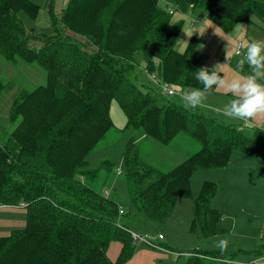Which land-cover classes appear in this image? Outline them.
Listing matches in <instances>:
<instances>
[{"label":"trees","instance_id":"obj_1","mask_svg":"<svg viewBox=\"0 0 264 264\" xmlns=\"http://www.w3.org/2000/svg\"><path fill=\"white\" fill-rule=\"evenodd\" d=\"M169 5L180 12L204 10L226 32L255 15L264 32V0H67L58 15L49 4V35L27 30L17 15L23 10L34 18L35 2L0 0V55L11 63L35 62L45 73L43 83L13 99L12 128L0 142V204L25 209L24 225L0 235V264H123L136 244L126 222L131 210L164 223L177 198L190 197L194 170L225 166L234 149L264 155V128L226 123L199 107L185 109L151 80L134 81L135 55L141 51L146 73L155 72L179 91L202 88L195 78L204 67L198 38L190 36L181 52L174 48L182 21H172ZM113 99L125 115L123 129L163 144L185 136L198 146L161 169L139 152L130 154L135 145L128 140L122 152L124 202L121 195L104 192L105 182L96 187V173L112 169L107 159L101 168L82 169L113 126L108 113ZM217 187L213 180L202 181L192 199L190 229L200 226L205 235L224 231L221 213L211 206ZM112 241L120 244L114 259L107 254ZM238 251L193 250L174 264H205L202 258Z\"/></svg>","mask_w":264,"mask_h":264},{"label":"rangeland","instance_id":"obj_2","mask_svg":"<svg viewBox=\"0 0 264 264\" xmlns=\"http://www.w3.org/2000/svg\"><path fill=\"white\" fill-rule=\"evenodd\" d=\"M32 1L35 2L38 6L36 16L32 18L23 10H19L17 13L19 19L27 30L31 28L34 33H41L44 35L51 34L53 28L47 11L48 6L50 3H54V12L56 15H58L61 0ZM162 2L163 0H160V3ZM66 3L67 1L65 2V4ZM199 11H202L201 14L204 12V10L196 8L193 10V14L199 15ZM196 19H198V21L200 20L199 18ZM248 24L250 26L247 35L248 38L254 35L252 28L255 31L257 30L256 28H254V26L258 27V30H262L261 26L263 22L259 20L255 15H251V20ZM66 32L70 33L75 37L77 36L72 34V32L68 29H66ZM182 39L183 34L181 33L174 43V48H177V44H182ZM247 41L248 39H246V42ZM32 43L34 45L39 44L36 41ZM143 55L144 54L141 51H137L135 55L136 67L135 75L133 76L135 77L134 81L137 84H140L142 82L145 83L147 79L150 80L149 73H146V71H144L145 61L143 60ZM236 57L239 58V56L237 55ZM0 78H2L1 80L4 84V87L0 92V142H3L6 139L8 132L12 128V124L8 119V113L13 99L16 98V96L20 93L22 89H30L40 83H43L45 80V73L42 67H40L35 62L28 63L23 61L22 59H17L16 62L11 63L0 55ZM181 94H165V96L167 97V100H173L177 101L178 103L181 102L183 104L181 100ZM213 100L215 99L210 97H207L205 99L206 102H213ZM198 107L200 109L204 108L207 114L215 117L218 120L225 121L226 123L229 122L227 116H225L222 112L217 111L216 109H212L210 107H203L202 105ZM108 113L113 122V126L107 131L104 138L98 142L94 150H92L87 155V163L82 169L96 170L107 164V159L112 165V169H100L96 173V175L94 176L98 177L96 187L99 188V186L105 182L102 185V189L104 190V192L109 195L111 193H117L121 195V200L123 202L127 200V193L125 192L126 185L125 179L123 178L122 152L128 140L131 139L133 141V144L135 145V147L132 148V150L130 151V154H138L139 152L144 161H148L153 166L161 169L170 168L171 166L180 162L185 156L191 154L198 148L195 142L189 140L185 136H178L169 144H163L152 138L144 136L141 132L137 130L128 128L123 129V125L125 123V115L116 100L114 99L110 102ZM231 123L237 125L234 121H231ZM238 154L243 153L240 152V149H234L228 160L230 161V164L239 162V159H237L236 157ZM259 158L263 160L264 155L259 156ZM247 164L253 165V163L251 162H248ZM234 168L236 170H234L231 166H228V168L224 166L218 168H198L194 170L189 180L190 197H179L175 208L172 210L171 214L166 218L164 223H157L141 213H134V211L132 210L130 211V215L126 220L130 232H133V234H136L137 236L141 235L144 237V239H150L160 244L164 243L170 248L178 249L179 251H181L178 253H171L173 251L168 250L170 252H168L169 254H166V257H156L154 259L153 262L155 264H174L175 259L178 255H180V259H184L185 257H187V255H192L190 252H192L193 250H230L234 248L229 245L233 239L230 240V237L228 236V233H226V231H220L219 233H216L214 235H205L203 234L200 226L195 225L194 228L190 229L191 214L193 213V210L191 209V200L197 194L202 181L205 179L217 182L218 191L214 201L215 205H225L229 201V198H233L232 194H235V197L241 196L243 194L240 200V203L242 205H249L253 203L254 200L259 202V209L263 211H256L254 212V217H249V219L254 220L255 227L259 229L257 238L244 236L239 237L236 240L242 241L244 244L243 246L248 249L246 254L247 256H253L254 253L257 251L256 248L260 249L261 251L263 250L264 172H262V175L256 174V176H262L261 191L251 193L249 189L241 190L237 188V185H242L244 187L245 184L249 185L251 181L249 176L251 174L245 172V170L241 169L240 167ZM243 172L247 174V179L242 177ZM16 207H18L15 208L16 215H18V217L20 218L25 219V209L21 206ZM240 214L245 215V213L243 212H241ZM16 224H19V222H17ZM239 224L240 222L237 221V226H239ZM16 227L17 226H14L13 228ZM158 234L162 235L161 238L158 237ZM144 243L145 242L143 240L138 238L135 245L139 247H141L140 245L147 247V245H145ZM118 248V241H112L107 249L108 256L114 259L119 251ZM147 248L150 249L149 246ZM252 250H254L255 252H253ZM226 256L230 255L227 254L221 258H226ZM233 257H235V259L233 258V260H221V258H202V260H205V264H226L221 261L232 262L231 264H236L238 263V261L240 263L243 262V254L237 253L233 255ZM262 263L264 264V261Z\"/></svg>","mask_w":264,"mask_h":264},{"label":"crops","instance_id":"obj_3","mask_svg":"<svg viewBox=\"0 0 264 264\" xmlns=\"http://www.w3.org/2000/svg\"><path fill=\"white\" fill-rule=\"evenodd\" d=\"M67 0H61L60 7L58 10V13H60L61 9L65 6V2ZM53 9H54V3H52ZM202 11H199V15L193 14V10L191 12H180V11H174L172 12V21L181 20L182 26L181 30L179 32V35L183 34L182 44H177V48H175L177 51H183L185 48V44L183 42H187L190 36H196L198 38V42L196 45L197 51L200 53V64L204 67H207L209 69H212L216 64H221L220 69H218L221 73L222 77H226L228 79L233 78L238 73L240 75L249 73L251 69L246 64L243 71H240L236 68V64L238 57H236V54H234V44L236 41L240 40L242 42V50L243 52L246 50L245 48V42L246 39L250 41L251 39H261L264 40V32L261 30H258V27L254 26L256 28L257 32L252 28L254 35H252L250 38H248V31H249V22L240 21L238 22L234 28L231 31H223L220 26H218L213 21L209 20L205 16V12L201 14ZM192 18H199L200 20L197 22H191ZM253 24V22H252ZM237 25L244 26L243 28H239ZM178 35V36H179ZM264 83V81H262ZM190 90L192 88H189ZM188 90V89H187ZM183 91V89H181ZM232 94L228 92L226 89H218L214 88L213 91H210L207 97L214 98L213 102H206L204 100L202 106L203 107H210L212 109H216L217 111H220L223 113L224 105L228 103V101L231 98ZM203 111L206 112L204 108H201ZM228 123H231V121L236 122V124L239 127H245V126H254V128H264V116H260L257 118H253L251 120H238V119H230L228 118ZM225 122V121H224ZM233 123V122H232ZM255 133V132H254ZM233 152V151H232ZM231 152V153H232ZM243 154H238L236 157L239 159V162H236L234 164L228 163L225 165L226 168L228 166H231L234 170H236L234 167H240L241 169L245 170V172H248L251 174L249 176L250 183L249 185L245 184V187L242 185H237V188L241 190H250L251 193H255L258 191H261L262 188V176H256V174H261L264 172V159H260L259 156H252L247 154L245 151L240 150ZM231 156V154H230ZM257 158V159H256ZM253 159V160H252ZM251 162L253 165H248L247 163ZM230 164V165H229ZM224 167V166H223ZM242 177L247 179V174L242 173ZM218 191V187H217ZM217 191L212 198L211 206L218 210L221 213L220 217V226L228 233V236L230 237V240H232V244L230 243L231 247H234L230 250H239L238 253L243 254V262H239L236 264H263L264 261V247L261 251L260 249L256 248L257 251L254 253L253 256L246 255L248 249L243 246V242L240 240H236L239 237L244 236H250L257 238V234L259 232V229L255 227V222L253 219H249V217H252L254 215V212L256 211H263L260 210L259 202L253 201V203L249 205H242L240 203L241 196L235 197V194H232L233 198H229V201L223 205L218 206L215 205L214 201L217 196ZM182 198V197H180ZM179 200V197L177 198L174 208ZM192 201V200H191ZM18 208L16 206L11 205H3L0 206V235H6L9 233L11 229H13L14 226H17L16 228L22 227L24 225V219L18 217L16 215V209ZM173 208V209H174ZM192 209V207H191ZM193 210V209H192ZM243 212L245 215H241L240 213ZM239 216V217H238ZM193 217V213L191 214V219ZM254 217V216H253ZM237 221L240 222L239 226H237ZM19 222V224H16ZM19 226V227H18ZM154 242V241H153ZM156 243L159 247H152L148 245L147 243H144L149 246L150 249L147 247L140 245H135V250L132 254V256L123 264H155L153 261L156 257L163 258L166 257V254H169L168 250H171L170 248L164 247V243L160 244ZM120 247V244H119ZM153 248V249H152ZM243 251H242V250ZM119 250V248H118ZM172 251V250H171ZM228 251V250H226ZM173 253V252H171ZM237 254V253H236ZM235 255V254H234ZM235 257L233 256H226L228 260H233ZM256 261V263H255ZM226 264H231L232 262H224Z\"/></svg>","mask_w":264,"mask_h":264},{"label":"clouds","instance_id":"obj_4","mask_svg":"<svg viewBox=\"0 0 264 264\" xmlns=\"http://www.w3.org/2000/svg\"><path fill=\"white\" fill-rule=\"evenodd\" d=\"M243 28L242 25H237ZM186 46L187 42H183ZM244 52L237 51L240 58L236 68L243 71L245 65L251 69L249 73H239L231 79L220 74L221 64L212 69L202 67L195 72V78L202 84V88L183 90L181 100L185 109H196L202 105L207 94L215 86L226 89L232 94V99L223 108V114L230 119L251 120L264 116V40L251 39L245 44Z\"/></svg>","mask_w":264,"mask_h":264},{"label":"built area","instance_id":"obj_5","mask_svg":"<svg viewBox=\"0 0 264 264\" xmlns=\"http://www.w3.org/2000/svg\"><path fill=\"white\" fill-rule=\"evenodd\" d=\"M167 10L169 12H173L174 11V7L169 5L167 7ZM198 19L196 18H192L191 19V22H197ZM234 54L237 53V51L239 52H243L242 50V42L240 40L236 41L235 44H234ZM149 76H150V80L158 87L161 89V91L165 94H181L182 91H179L178 89H176L174 86H171L169 83L165 82V81H162L157 75L155 72H151L149 73ZM4 204H0V206H3ZM119 213L122 212V207L119 206ZM132 236H133V239L135 241H137L138 238H140L141 240H143L145 243H147L148 245L152 246V247H159L156 243H154L152 240L150 239H144L143 236H137L136 234H133V232H131ZM161 234H158V237L161 238ZM173 253H178V252H173ZM256 263V261H255ZM257 264V263H256Z\"/></svg>","mask_w":264,"mask_h":264}]
</instances>
